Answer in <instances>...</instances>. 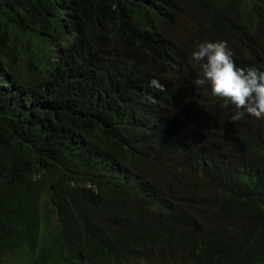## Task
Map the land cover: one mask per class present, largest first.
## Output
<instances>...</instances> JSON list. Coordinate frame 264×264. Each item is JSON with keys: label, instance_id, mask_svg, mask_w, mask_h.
I'll return each mask as SVG.
<instances>
[{"label": "trees", "instance_id": "16d2710c", "mask_svg": "<svg viewBox=\"0 0 264 264\" xmlns=\"http://www.w3.org/2000/svg\"><path fill=\"white\" fill-rule=\"evenodd\" d=\"M205 40L264 70V0H0V264H264V119Z\"/></svg>", "mask_w": 264, "mask_h": 264}, {"label": "clouds", "instance_id": "9594fccd", "mask_svg": "<svg viewBox=\"0 0 264 264\" xmlns=\"http://www.w3.org/2000/svg\"><path fill=\"white\" fill-rule=\"evenodd\" d=\"M191 62L199 65L200 73L193 84L209 86L211 94L224 100V107H231L230 122L237 124L246 116L264 119V70L258 67L238 66L226 40L197 42L191 52ZM149 87L160 92L165 85L153 78ZM146 100L156 103L151 94Z\"/></svg>", "mask_w": 264, "mask_h": 264}]
</instances>
